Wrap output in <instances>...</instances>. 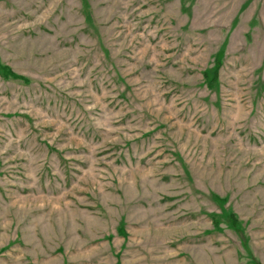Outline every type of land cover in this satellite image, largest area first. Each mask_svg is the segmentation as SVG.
<instances>
[{"label":"rangeland","instance_id":"1","mask_svg":"<svg viewBox=\"0 0 264 264\" xmlns=\"http://www.w3.org/2000/svg\"><path fill=\"white\" fill-rule=\"evenodd\" d=\"M0 264H264V0H0Z\"/></svg>","mask_w":264,"mask_h":264},{"label":"trees","instance_id":"2","mask_svg":"<svg viewBox=\"0 0 264 264\" xmlns=\"http://www.w3.org/2000/svg\"><path fill=\"white\" fill-rule=\"evenodd\" d=\"M0 69H1L4 77H10L12 79L24 80L21 77L16 76L15 74L11 73L7 68L2 67L1 65H0Z\"/></svg>","mask_w":264,"mask_h":264}]
</instances>
